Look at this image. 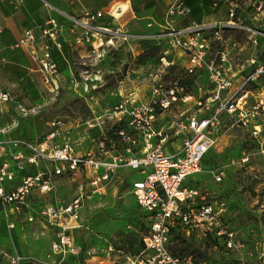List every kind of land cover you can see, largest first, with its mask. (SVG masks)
<instances>
[{
	"label": "built area",
	"instance_id": "built-area-1",
	"mask_svg": "<svg viewBox=\"0 0 264 264\" xmlns=\"http://www.w3.org/2000/svg\"><path fill=\"white\" fill-rule=\"evenodd\" d=\"M7 1L15 4L22 0ZM185 12L179 4H168V18L161 30L150 36L161 42V49L156 71L148 74L147 94L139 102L134 100L132 91L120 94L119 101L107 112L109 129L115 127L109 137L101 135L97 139L98 154L76 153L64 122L58 118L48 120L38 138H0V205L6 216L19 214L28 223L41 217L44 226L52 230L47 259L56 257L43 261L0 251V264H189L168 250L169 227L176 219L184 227L185 235L201 228L203 234L207 232L221 240L229 252L240 250V240L226 226L224 202H197L196 190L186 181L200 170L203 157L215 145V132L223 113L234 116L242 125L262 114L263 119L250 124V132L264 153V97L254 103L253 110H246L247 90L243 89L247 81H255L264 72V64L255 66L239 83H233L229 52L222 35L227 23L191 22L173 27L169 17ZM228 16H232L231 7ZM58 31L53 19L34 22L24 27L9 46L28 55L35 64L41 86L49 93L59 88V71L51 56V49L61 48ZM212 52L215 61L208 58ZM3 62L6 60L0 59ZM171 67H177L184 77L164 85L160 74ZM199 72L206 73L211 85L202 96L192 94L187 81ZM0 103H12L14 111L22 116L34 115L40 106L38 102L23 104L5 90L0 91ZM174 105H189L194 111L184 115L189 109L186 108L178 117L163 120L162 114ZM85 124L91 126L89 121ZM7 130V126L0 127V133ZM106 154L109 160L103 157ZM240 160L244 162L246 157ZM39 163L42 165L33 172L23 173L26 165L37 167ZM11 167L20 173L16 184L10 183L14 176ZM118 167L142 173L131 182L130 192L137 207L150 214L146 232L140 242L126 247L111 239L96 245L74 243L73 233L82 228L80 209L84 198L101 194ZM76 172L86 175L85 184H76L75 195L67 203H57L55 177L73 176ZM222 175V170L212 173L215 180ZM34 189L40 195H48L38 207L28 202ZM7 226L11 228L12 222ZM259 240L258 261L264 259V233ZM237 264L245 262L239 259Z\"/></svg>",
	"mask_w": 264,
	"mask_h": 264
},
{
	"label": "rangeland",
	"instance_id": "rangeland-1",
	"mask_svg": "<svg viewBox=\"0 0 264 264\" xmlns=\"http://www.w3.org/2000/svg\"><path fill=\"white\" fill-rule=\"evenodd\" d=\"M226 2L232 8V16H228L222 35L229 52L227 57L231 63L232 81L237 84L255 66L264 64V0ZM33 19L36 22L42 21L40 18ZM53 20L59 29L58 39L63 40L66 58L69 62L73 61L70 65L73 78L77 82H85L88 87L85 92L88 93L76 96L65 88L49 93L39 87L37 102L40 106L37 113L22 116L14 111L12 103L0 104V125L5 126L10 120H17L12 134L35 139L41 136L48 120L58 118L63 122L81 123L89 120L91 110L96 108L102 110L100 116L103 120L97 135H105L107 138L110 126L107 112L119 95L131 91L137 82L142 83V91L146 92L148 74L156 71L155 60L161 42L150 36L142 37V33L131 34L127 28L114 21L109 13L82 14L78 21L66 20L61 16ZM208 58L215 61V54L212 52ZM0 65L3 69L11 63ZM6 75L5 79L0 76V91H8L15 100L26 104L25 100L35 95L31 87L32 84H38L37 78L33 76L31 82L22 79L15 83L14 78L18 74L9 70ZM183 77L177 67H171L160 74L164 85ZM263 80L264 72L255 81H247L243 85V89L247 90L246 110H253L254 103L264 97ZM210 86L206 73L199 72L191 76L188 88L192 94L202 96ZM91 99L97 101L95 107L91 106ZM186 108L189 109L184 115L194 111V107L189 105H174L162 114V118L168 120L178 117L179 112ZM254 118L242 125L234 116L223 113L215 132V145L205 155L200 170L186 181L196 190L197 202H224L226 226L242 246L239 251L227 252L219 241L204 236L201 228L193 229L184 235L186 241L178 239L173 243V249L177 250L173 252L174 255L181 260H188L189 264H237L239 259L245 264H264V259H256L259 249L257 243L264 233V153L260 152L250 132V124L263 117L259 114ZM81 126L87 129L86 124ZM74 137H69L72 144ZM244 157L246 160L241 162L240 159ZM216 169L223 172L219 180L212 176ZM124 175L121 172L122 181H115L113 189L86 202L81 215L82 228L80 234H75L74 243L82 241L88 244L93 240L96 245L113 238L120 246L126 247L139 241L144 234V216L129 194L127 182L122 178ZM140 176L138 170H128L129 179ZM59 188L64 190L62 186ZM41 204L43 202L36 206ZM10 222L13 226L8 228ZM48 245L49 233L41 217H34L28 223L23 218L6 216L0 205L2 252L17 253L23 258L45 259Z\"/></svg>",
	"mask_w": 264,
	"mask_h": 264
},
{
	"label": "crops",
	"instance_id": "crops-1",
	"mask_svg": "<svg viewBox=\"0 0 264 264\" xmlns=\"http://www.w3.org/2000/svg\"><path fill=\"white\" fill-rule=\"evenodd\" d=\"M169 3L179 4V7L186 10L184 15H175L169 17L170 24L175 28L189 24L191 22L216 23L226 22L228 20L229 4L226 2V0H22L21 2L15 4H11L7 0H0V59L4 58L6 62L11 63V65H8L3 69L2 65H0V76H3L5 79L4 76H7L6 71L12 70L18 74V77L16 79L14 78L15 83L17 81H21L22 79L31 82V78L34 76L38 81L37 85L32 84L31 87L35 90V95L27 98L25 101H27L26 104H31L38 101V95L40 94L39 87L42 86L40 84L39 74L35 70V64H33L28 55L22 50L11 49L9 47L17 39L24 27H28L32 25V23L36 22L33 18H40L43 21V19H57V16H61L66 20L75 21L79 20L80 16L82 14H86L87 12L98 14L109 13L113 17L114 21H116L120 26L127 28L128 32L131 34L139 35L142 33V37H145L151 36V34L157 33L161 30L165 19L168 18L166 15V8ZM60 43L61 48L59 50L51 49V56L55 60L59 71L58 89H70L76 96H82L85 93H88L85 92L88 89L87 84L83 81L77 82L76 79L73 78V73L71 72L70 67V65L73 64V61L69 62V60L66 58L67 53L63 48L62 39H60ZM6 62L0 64H4ZM12 81L10 83H12ZM68 85L70 88H68ZM131 91L134 100L137 102L142 101L145 98L144 96L147 94V90L146 92L142 91L141 82H137ZM119 97L114 104L119 101ZM91 101V106L95 107L97 101L94 99H91ZM0 104L5 105L6 103ZM101 111L102 110L100 109L93 108V110H91L92 115L89 117V120H84L81 123L77 121H74V124L70 121L64 122V128L67 129L68 139L70 136H75L74 144L71 143V145L76 153L98 154L96 142L100 136L99 134L97 135V131L99 129L101 130L100 124L103 123V120L101 119L102 117L100 116ZM107 120L110 123L109 119ZM86 121H89L91 126L87 127V129H84V127L81 125L85 124ZM16 124L17 120H10L9 123H6L5 126L8 127V130L4 133H0V138L16 137V135L12 134ZM3 126L4 125H0V127ZM103 157L106 160H109L108 154ZM41 165L42 163H39V166L37 167L33 165H26L23 173H31ZM128 170L131 169L118 167L111 175L105 190L101 194L96 193L85 197L82 208L80 209V216L82 215L88 200H93L104 195L107 191L115 187V181H122L120 179L121 172H124L125 174L122 176V178H125L129 194L134 201V198L130 192V186L131 182L137 180L138 178L133 180L129 179ZM13 172V180L10 183L16 184L20 173L15 170H13ZM138 175H142V173L138 171ZM85 182L86 175L83 172H76L73 176H56L54 179L55 201L60 204L67 203L75 195L76 184H85ZM4 184L7 185L8 183L5 182ZM60 186H62L64 190H61V188H59ZM65 188L67 190H65ZM47 198V194L40 195L38 191L34 189L28 196V202L30 205L36 206V204L39 202H44ZM9 217L23 218L19 214L11 215ZM46 230L49 233L50 243V240L52 239V230L48 228H46ZM75 234H80V231H75L73 236H75ZM97 237L98 236L96 235V238ZM111 240H113V238H111ZM93 242L94 241L92 240V242H89L88 245L93 244ZM77 244L83 245L86 244V242L79 241ZM12 254L17 253H11L9 255ZM54 259H56V257L51 256L48 259L45 258L37 260L52 261Z\"/></svg>",
	"mask_w": 264,
	"mask_h": 264
},
{
	"label": "trees",
	"instance_id": "trees-1",
	"mask_svg": "<svg viewBox=\"0 0 264 264\" xmlns=\"http://www.w3.org/2000/svg\"><path fill=\"white\" fill-rule=\"evenodd\" d=\"M154 39V38H153ZM154 40H156V39H154ZM158 55H159V53H158ZM158 55L156 56V60H155V63H157V58H158ZM188 82L190 81V78H188V80H187ZM115 127V125L113 126V127H111L108 131H107V133L109 134L110 133V131L113 129ZM207 154V153H206ZM205 154V155H206ZM205 157V156H204ZM204 157H203V159H204ZM202 159V160H203ZM191 186V185H190ZM194 188V187H193ZM136 205V204H135ZM137 206V205H136ZM138 208V207H137ZM139 209V208H138ZM140 210V209H139ZM140 212H141V214L144 216V222H142L143 223V229H144V233L146 232V230H147V228H148V224H149V219H148V216L150 215L147 211H144V210H140ZM183 229H184V227L183 226H181L179 223H178V219H176V221L174 222V225L173 226H170L169 227V235H170V238H169V245H168V250L170 251V253H172L173 255H174V253L173 252H176L177 250L176 249H173V243L174 242H176L178 239H180L181 241H186L185 240V238H184V232H183ZM204 236H207V237H209V238H212V240H216V241H219L220 242V244H221V246L223 247V243H222V241L221 240H219L217 237H214V236H212L211 234H209V233H205L204 232V234H203ZM140 240V239H139ZM138 242H140V241H138ZM138 242H136V243H138ZM132 243H134V242H132ZM131 244V243H130ZM129 245V244H128ZM223 249L225 250V251H227L228 252V250H226L224 247H223ZM176 256V255H175Z\"/></svg>",
	"mask_w": 264,
	"mask_h": 264
}]
</instances>
